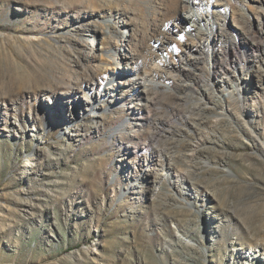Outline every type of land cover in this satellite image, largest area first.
Masks as SVG:
<instances>
[{"label": "rangeland", "instance_id": "374dc122", "mask_svg": "<svg viewBox=\"0 0 264 264\" xmlns=\"http://www.w3.org/2000/svg\"><path fill=\"white\" fill-rule=\"evenodd\" d=\"M217 1L190 59L181 0H0V264H264V0Z\"/></svg>", "mask_w": 264, "mask_h": 264}, {"label": "bare ground", "instance_id": "6f19581e", "mask_svg": "<svg viewBox=\"0 0 264 264\" xmlns=\"http://www.w3.org/2000/svg\"><path fill=\"white\" fill-rule=\"evenodd\" d=\"M174 1L176 2L178 0H174ZM253 1L254 2L252 4L247 5L246 7L251 12L258 15L263 10V7H262L263 6V0H253ZM173 4L175 5L174 2H173ZM150 7H152V5ZM153 7H154V9L156 8L155 12L160 14L161 8H159V6L158 7L155 6V4ZM181 7H182V9L187 8L186 14L182 17L183 21L181 22L182 23L181 27L184 28V30L187 34L191 35L190 41L187 40L186 42H184V49H183L184 51L186 50L190 53L188 58L198 59L197 56H198V54H200L202 52L201 47H202V45H205V42L207 44L206 45V48H207L208 44L210 45L216 40L223 41V40L227 39L229 41V45H232V47H233L235 44H237L236 40L237 41H238V39L240 40L241 37H238L239 31L233 30L234 27H231V25H230V27H226L225 19H221V17L223 18V16L224 17L226 16L227 10L229 9L228 5L225 2H220L217 0L216 1L181 0ZM154 9H152V10H154ZM241 10H242L240 13L241 15H243V16L248 15L249 12L245 8L242 7ZM151 12L152 11L149 12L150 15H154L153 13H155V12H152V13ZM157 13H155V14H157ZM220 21H222V23H220ZM233 22H234V25L236 24L235 25L236 27L240 26L243 28V26L241 24L239 25L236 21H233ZM162 27L163 26H159V24L155 23L154 28H153V32H156L157 34L163 33ZM163 42L169 43L168 41H163ZM124 44L126 46H130L131 48L133 45L132 41L128 40V39H127V41H124ZM210 51L211 50L209 47V56H210ZM257 51H260V50L258 49ZM122 56H125V55L122 54ZM128 61H130V62H128ZM128 63L134 64L133 63V57H130L129 60H127L126 64H128ZM230 65L232 66V70H231V68L229 70L227 69L228 72L226 70L225 73L233 75L234 73L237 72V70H236L237 65L241 66L242 64L239 61V59H237V57H235V58H232V62ZM131 67L132 68H138L134 65H131ZM221 67L223 69H225L223 66H221ZM192 75H194V74H192ZM191 78H193V76H191ZM137 79H140L141 81H143V85L146 88L145 97L142 100V104L145 107L150 106V102L154 99L153 98L154 95L152 96L150 94V90L152 88H155L156 83L154 84L153 79L149 78L146 74L142 75L141 73H136L135 75L130 77V80H137ZM190 81H192V80H190ZM236 90H237V86H236V83L234 81L229 86H224L221 89V92L227 98H233V95H234ZM124 123L126 124V122H124Z\"/></svg>", "mask_w": 264, "mask_h": 264}]
</instances>
